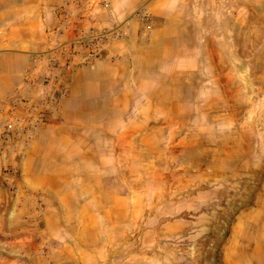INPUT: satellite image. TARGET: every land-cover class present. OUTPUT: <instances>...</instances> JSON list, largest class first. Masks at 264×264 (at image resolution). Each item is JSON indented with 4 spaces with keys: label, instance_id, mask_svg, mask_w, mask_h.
<instances>
[{
    "label": "crops",
    "instance_id": "1",
    "mask_svg": "<svg viewBox=\"0 0 264 264\" xmlns=\"http://www.w3.org/2000/svg\"><path fill=\"white\" fill-rule=\"evenodd\" d=\"M61 1L0 0V107L13 97L30 58L48 48V31L59 20L65 40L118 26L125 35L108 45L105 60L73 71L58 117L34 131L22 157H0V264H111L115 242L129 248L126 158L133 142L146 146L142 132L151 119H174L161 112V93L196 71L209 84L205 77L222 58L216 46L233 42L249 13L264 27V0H105L106 7L101 0H66L57 19L51 11ZM139 7L153 18L152 38L133 21L123 25ZM218 74L222 84L228 73L219 66ZM15 163L18 177L9 169ZM115 173L120 192L109 184ZM36 192L46 196L40 225L52 244L47 262L38 255L30 218L29 195ZM232 236L220 248L222 264H264V227L242 223Z\"/></svg>",
    "mask_w": 264,
    "mask_h": 264
},
{
    "label": "rangeland",
    "instance_id": "2",
    "mask_svg": "<svg viewBox=\"0 0 264 264\" xmlns=\"http://www.w3.org/2000/svg\"><path fill=\"white\" fill-rule=\"evenodd\" d=\"M244 22L216 46L209 84L197 71L182 76L160 97L174 119H151L146 146L131 144V245L115 242L111 264H222L236 227H264V27L254 13ZM119 178L109 180L118 192Z\"/></svg>",
    "mask_w": 264,
    "mask_h": 264
},
{
    "label": "built area",
    "instance_id": "3",
    "mask_svg": "<svg viewBox=\"0 0 264 264\" xmlns=\"http://www.w3.org/2000/svg\"><path fill=\"white\" fill-rule=\"evenodd\" d=\"M223 1V0H219ZM103 7L107 6L101 0ZM66 0L51 11L57 19L64 15ZM137 23L146 38L154 36L153 18L143 7L136 9L123 23ZM64 22L48 31V48L30 58L31 67L24 71L13 97L0 107V157H22L30 147L34 131L57 118L60 102L68 96L69 82L76 68L92 66L106 59V48L113 41H121L125 30L115 27L110 30H93L88 34H77L71 40L64 39ZM13 177H18L19 167L15 163L9 166ZM17 188L13 189L16 194ZM34 203L31 218L36 237L40 239L42 228L40 218L46 207V197L41 192L29 195ZM38 255L47 262V254L52 244L47 240L38 242Z\"/></svg>",
    "mask_w": 264,
    "mask_h": 264
}]
</instances>
